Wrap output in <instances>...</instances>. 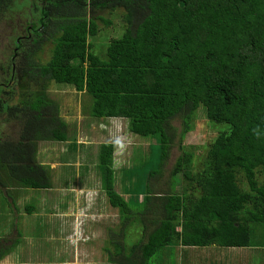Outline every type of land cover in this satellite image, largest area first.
<instances>
[{
    "label": "trees",
    "instance_id": "trees-1",
    "mask_svg": "<svg viewBox=\"0 0 264 264\" xmlns=\"http://www.w3.org/2000/svg\"><path fill=\"white\" fill-rule=\"evenodd\" d=\"M29 2L38 20L24 27L32 24L35 38L9 61L14 89L0 90V189L10 211L20 190H52L39 143H65L67 161L83 149L48 93L51 82L68 84L90 95L92 120L123 119L149 152L157 145L154 157L135 155L130 168L116 166L113 143L99 145L101 190L117 210L103 248L108 264H248L264 256V0H0V28L27 18ZM118 11L122 33L100 55L90 39L98 21L112 23L102 14ZM8 37L5 45L22 49ZM199 109L222 128L197 155L183 140ZM174 147L180 153L169 167ZM133 226L139 235L129 241ZM6 241L0 237V261L19 242Z\"/></svg>",
    "mask_w": 264,
    "mask_h": 264
},
{
    "label": "rangeland",
    "instance_id": "rangeland-1",
    "mask_svg": "<svg viewBox=\"0 0 264 264\" xmlns=\"http://www.w3.org/2000/svg\"><path fill=\"white\" fill-rule=\"evenodd\" d=\"M119 12L102 14L112 21L111 25L98 21L97 37L90 39L96 53L103 55L106 43L121 35L123 24ZM49 55L50 47L43 46L40 60L47 61ZM48 93L61 101L60 113L69 123L70 136L72 133L83 149L75 161H67L65 156L61 158L66 150L65 143H39L37 159L52 168V190H20L16 194L17 209L14 211H10L8 199L0 189V237L7 239L5 245H11L12 239L18 238L19 241L0 264H108L103 248L108 244L107 227L117 221V210L107 204L106 195L101 190L96 167L99 145L113 143L116 166L125 168L132 166L130 161L135 155L141 159L148 156V160L154 157L157 145L150 143L149 152L148 140L129 133L123 119L96 121L93 118L96 122H91L94 120L90 117V95L75 91L71 85L51 82ZM220 127L211 124L204 111L199 109L194 127L185 135L183 144L197 146L195 154L200 155L203 148L198 147L209 143ZM179 153L177 147L172 149L169 167ZM178 180L182 182V179ZM127 184V180L121 177L117 187L122 191ZM31 203L35 206L34 212L27 213L25 206ZM13 218L16 229L10 227ZM15 230L21 233L19 237ZM138 235L139 227L127 230L129 241ZM263 262V255L257 260H247L248 264Z\"/></svg>",
    "mask_w": 264,
    "mask_h": 264
},
{
    "label": "flooded vegetation",
    "instance_id": "flooded-vegetation-1",
    "mask_svg": "<svg viewBox=\"0 0 264 264\" xmlns=\"http://www.w3.org/2000/svg\"><path fill=\"white\" fill-rule=\"evenodd\" d=\"M27 6L28 7L25 12V14H28L27 18H24L23 20L15 18L16 25L14 28L9 24L4 25L3 28H0V90L3 92H7L6 90L9 88L10 90L14 89L18 83L17 80L14 79L15 71H17L16 61L10 64V59L15 60V57L18 58L23 54L22 51L24 50L26 38H28L30 41H34L35 38L32 24L29 25V27H24V24H29L32 20H38L34 19L31 14L33 3L29 2ZM8 36H11L15 43L20 44L22 49L14 46L13 41L8 45H5L7 44V38H9ZM2 133L3 132H0V140L2 139Z\"/></svg>",
    "mask_w": 264,
    "mask_h": 264
}]
</instances>
